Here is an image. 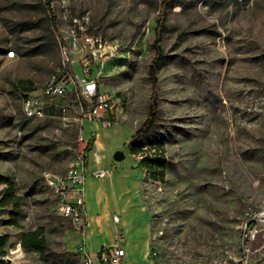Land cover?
<instances>
[{"label":"rangeland","instance_id":"1","mask_svg":"<svg viewBox=\"0 0 264 264\" xmlns=\"http://www.w3.org/2000/svg\"><path fill=\"white\" fill-rule=\"evenodd\" d=\"M163 5L0 0V175L14 183L23 210L14 228L5 224L9 207L0 205V235L9 236L0 264H85L82 251L95 240L85 243L57 211L43 178L64 174L74 158L81 100L73 89L44 98L46 116L33 119L22 103L32 91L20 90L29 83L40 93L62 71V47L73 60L70 72L80 74L85 35L119 42L99 86L120 98L122 117L115 127L82 128L88 168L109 172L86 182L91 222L104 225L100 244L121 236L125 264H254L264 257V225L252 220L262 221L264 213V0H171L166 6L158 112L140 141L164 153L162 178L153 180L130 137L148 113V67ZM117 150L121 161L113 158ZM246 222L260 229L248 253L240 241ZM37 227L46 239L42 256L19 244L23 232ZM90 255L101 264L96 252Z\"/></svg>","mask_w":264,"mask_h":264},{"label":"built area","instance_id":"2","mask_svg":"<svg viewBox=\"0 0 264 264\" xmlns=\"http://www.w3.org/2000/svg\"><path fill=\"white\" fill-rule=\"evenodd\" d=\"M75 46L76 44L73 43ZM119 42L117 39L107 40L100 36L85 35L82 37L80 55V77L70 72L69 65L73 62L70 52L66 47L61 48L62 71L53 75L44 84L40 93H27L22 95L23 111L26 117L41 119L46 116L44 98L63 97L69 90H74L80 102V111L75 121L80 133L76 139L74 158L68 164L64 174L57 175L45 172L43 178L49 188L56 204L57 211L70 219L76 229L85 237L89 225L86 210V179L104 178L108 170H89L87 166L89 140L83 134L85 123L96 124L100 127H115L119 123L116 112L121 106L118 97L102 91L99 86V78L102 76L105 64L118 53ZM10 57L14 56V52ZM161 154V150L151 143H143L139 147V158H151ZM263 219L252 215V220ZM115 225L119 222V216H113ZM260 229L257 224L246 222L241 232V247L246 253L250 251V243L253 242ZM118 235V231H116ZM82 259L85 264H93V258L86 250L82 251ZM96 255L101 264H121L126 252L121 236L110 246L100 247Z\"/></svg>","mask_w":264,"mask_h":264},{"label":"trees","instance_id":"3","mask_svg":"<svg viewBox=\"0 0 264 264\" xmlns=\"http://www.w3.org/2000/svg\"><path fill=\"white\" fill-rule=\"evenodd\" d=\"M170 1L171 0H164V5L161 11V17L156 20V37L152 44L154 57L148 67V77L152 86V95L149 100L148 113L146 118L144 119L140 127L130 137L132 143H140V141H142L148 135L154 125L157 116L158 106L155 89L157 82L156 73L159 68V65L164 60V54L162 53V50L158 43L161 39V33L164 29L165 9L168 3H170ZM20 90L24 93L26 91H33L34 88L29 85V83H27V85H21ZM139 143L134 148V151L139 152V147L143 144ZM142 163L146 165L150 178H152L153 180H160L162 178L164 168L166 166V160L162 151L159 156L151 158H142ZM0 186V205L9 207L8 217L5 224L14 228H19V219L23 212L22 199L19 195L16 194L15 185L8 177L0 175ZM8 240V234L0 235V263L1 258L6 255L5 246ZM19 244L23 249H31L36 251L41 256L45 255L47 245L44 236V229L42 227H37L35 229L23 232L20 237ZM254 264H264V257Z\"/></svg>","mask_w":264,"mask_h":264},{"label":"crops","instance_id":"4","mask_svg":"<svg viewBox=\"0 0 264 264\" xmlns=\"http://www.w3.org/2000/svg\"><path fill=\"white\" fill-rule=\"evenodd\" d=\"M77 77L79 78L80 77V74L77 75ZM101 89V88H100ZM102 90V89H101ZM103 91V90H102ZM32 92H35L34 90ZM120 100V98H119ZM121 101V100H120ZM117 116H119L120 118L122 117V107L118 108L117 112H116ZM95 126H98L96 124H94ZM89 170H94V169H90L88 168ZM91 179H102V178H92L90 176L87 177L86 179V182L88 180H91ZM87 198H88V185L86 187V210H87V215H88V221H89V225L86 229V234H85V243L92 237V238H95L94 242L92 243V245L89 247H87V253H95L97 252V250L100 248V247H103L105 245H101V238H99V234L103 231L104 229V225H103V222L99 219H94L92 222H91V216H90V213H89V209H88V204H87ZM113 222V221H112ZM119 222H120V218H119ZM118 222V223H119ZM87 246V244H86ZM124 246V245H123ZM125 248V247H124ZM125 252H126V255L123 259V261L121 262V264H125V259L127 257V251L125 249Z\"/></svg>","mask_w":264,"mask_h":264},{"label":"water","instance_id":"5","mask_svg":"<svg viewBox=\"0 0 264 264\" xmlns=\"http://www.w3.org/2000/svg\"><path fill=\"white\" fill-rule=\"evenodd\" d=\"M124 157V153L120 150H117L114 152L113 154V158L116 160V161H121Z\"/></svg>","mask_w":264,"mask_h":264}]
</instances>
